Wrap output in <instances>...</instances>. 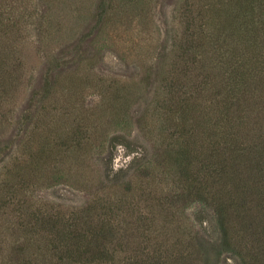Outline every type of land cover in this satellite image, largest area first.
Returning a JSON list of instances; mask_svg holds the SVG:
<instances>
[{"label":"trees","instance_id":"trees-1","mask_svg":"<svg viewBox=\"0 0 264 264\" xmlns=\"http://www.w3.org/2000/svg\"><path fill=\"white\" fill-rule=\"evenodd\" d=\"M28 2L0 0V119L21 91ZM145 2L98 0L93 18L102 23ZM176 12L181 36L146 123L160 131L163 154L140 162L128 181L116 175L110 191L79 208L36 192L50 170L61 175L56 162L84 163L96 146L86 121L125 102L127 90L100 78V111L82 109L90 113L68 129L71 107L46 98L48 69L39 109L20 121L31 119L32 130L0 169V264H226V254L264 264V0H183ZM39 23L50 36V14ZM217 49L228 56L216 57ZM86 71L72 86L92 79ZM192 203L200 205L198 229L186 214Z\"/></svg>","mask_w":264,"mask_h":264},{"label":"rangeland","instance_id":"rangeland-1","mask_svg":"<svg viewBox=\"0 0 264 264\" xmlns=\"http://www.w3.org/2000/svg\"><path fill=\"white\" fill-rule=\"evenodd\" d=\"M97 2L29 0L25 13L33 16H26L19 46L25 54L21 91L11 104L8 119H0L1 169L20 152L22 139L32 130L31 119L20 121L27 110L35 114L39 109L49 68L50 95L46 98L51 106L71 107L68 129L73 127V118L78 113L100 111L98 106L106 100L99 88L100 78L126 86L125 102L111 107L112 111H100L99 114H104L102 119L86 121L89 129L96 131L93 134L96 146L86 151L84 163L72 159L62 164L56 162L62 169L61 175L52 176L50 170L49 181L43 182L36 192L39 199L66 207L79 208L96 195L105 194L114 184L110 179L118 174L128 181L136 176L135 167L140 162L159 160L165 147L160 131L151 130L146 123L150 122V107L158 91L161 93L159 74L167 72L173 63V44L182 30L176 10L183 0H146L124 16L113 14L102 23L93 18ZM45 13L50 14V36L42 32L39 23ZM215 52L216 57L228 56L226 50ZM87 68L92 79L83 82L84 86H72L78 83L77 75L80 80L87 79ZM199 210L197 203L186 210L191 226L196 229L201 228L197 219ZM207 211L212 213L211 209ZM212 226V220L204 222L210 232ZM225 258L226 264H238L228 254Z\"/></svg>","mask_w":264,"mask_h":264}]
</instances>
